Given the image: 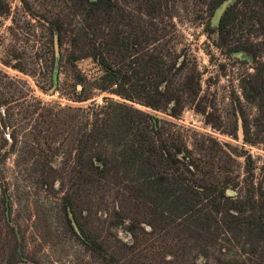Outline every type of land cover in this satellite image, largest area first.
<instances>
[{
	"label": "trees",
	"instance_id": "obj_1",
	"mask_svg": "<svg viewBox=\"0 0 264 264\" xmlns=\"http://www.w3.org/2000/svg\"><path fill=\"white\" fill-rule=\"evenodd\" d=\"M131 1L138 3L136 13H128L119 0H65V13L39 15L46 22L51 47L52 85L58 79V71L54 73V41L57 40L61 47L68 37V64L91 59L101 71L91 81L92 87L123 100L106 99L93 108L88 106L81 124L72 122L76 114L70 116L68 122H71L67 124L72 137L66 135L60 139H66L67 145L62 142L53 147V161L45 156L43 161H36L32 171H37L38 182L47 188L53 190L59 183L58 190H61L65 185L59 207L66 227L96 264H151L138 262L139 259L129 255L136 249L140 234L162 236L170 232H174L179 240L185 239L186 243L192 242L196 246L201 239L212 244L225 230L252 253L262 254L264 163L254 186L252 156L242 153L237 145L226 143L228 153L211 139L210 150H219L213 154L244 156L248 184L245 195L235 198L226 193L232 177L225 175L211 183L195 174L198 159L184 143L166 134V121L161 123L151 112L135 106L142 105L178 117L188 100L196 103L197 111L205 112L196 102L200 73L192 67L177 84L175 78L184 63L160 41L163 36L156 19L172 16V0ZM223 1L200 0L211 14ZM22 4L28 13L34 14L28 0H22ZM8 11V2L0 0V15ZM211 28L217 34L218 47L228 54H247L255 62L254 71L244 75L240 88L242 97L255 105L257 114L249 121L238 97L235 103L243 120V140L250 144L264 143V40L255 41L243 36L244 30L264 34V0H230L217 24ZM20 58V53H14L10 57V61L14 60L11 66L23 69ZM62 58L61 54L60 61ZM73 78L83 85L81 73H76ZM81 98H88V94ZM49 115L50 111H47L41 116ZM50 124L61 127L62 122L50 120ZM212 127L219 129L220 123L212 124ZM28 151L30 156L34 154L33 150ZM2 157L5 153H0V160ZM29 157L27 155L25 160ZM65 171L67 174L62 176ZM104 187L114 190L115 205L102 216L99 213L97 230L88 220H81V213L86 209L90 215L92 190ZM6 191L7 185L3 182L0 222L5 227V240L0 247V264H41L38 259L23 254V236L19 224L11 219L12 205ZM83 196L85 199L78 205ZM123 223L131 237L129 242L116 233ZM186 247L185 243L181 244V250ZM198 250L205 254V250ZM169 255L172 253L164 256L166 263L175 259L167 258ZM263 260L264 253L261 261L253 264H264ZM219 261L220 264H237L230 260Z\"/></svg>",
	"mask_w": 264,
	"mask_h": 264
},
{
	"label": "rangeland",
	"instance_id": "obj_2",
	"mask_svg": "<svg viewBox=\"0 0 264 264\" xmlns=\"http://www.w3.org/2000/svg\"><path fill=\"white\" fill-rule=\"evenodd\" d=\"M6 1L9 11L0 15V153H5V157L0 160V198L4 182L12 205L11 219L19 224L20 234L23 236L24 255L38 259L41 264H96L66 227L59 207L65 185L61 190H58L59 183L58 186L55 184L53 190L47 188L38 182L37 171H32V167L37 165V160L43 161L45 156L53 161V147L62 142L67 145L66 139H60L69 135L72 137L70 128L68 129L71 121H68L73 114H76L74 118L77 117L72 122L76 124L78 121L81 124L85 120L88 106L93 108L106 99H123L92 87L91 81L101 71L91 59H79L74 65L68 64V37L61 47L58 46L63 58L61 61L59 59L58 79L53 87L50 79L53 67L51 47L46 22L39 15L65 13V0H28L33 15L24 9L22 0ZM119 1L128 13H136L137 2ZM171 2L174 8L172 16L156 19L163 36L160 41L165 44L166 50L171 48L184 63L175 78L177 84L192 67L200 73L196 102L204 107L205 112L197 111L196 103L192 104L188 100H185V106L178 117L167 112L152 111L142 105L135 106L151 112L161 123L166 121V134L184 143L198 159L195 174L205 177L211 183L229 175L232 182L226 188V193L235 198L244 196L248 184L244 156L231 154V158L213 154L219 150L212 152L210 148L213 145L212 139L228 153L226 143L237 145L243 150L242 153L250 154L254 160L252 184L257 185L260 167L264 163V143L250 144L243 140V120L235 103V98L238 97L249 121L257 114L255 105L242 97L240 88L244 75L254 71L255 62L247 54H228L224 48L217 46V34L211 30L217 24L213 22L214 12L211 14L200 0ZM142 17L146 19L145 16ZM243 34L244 38L248 36L255 41L264 40V34L258 35L246 30ZM14 53H20L21 70L10 64L14 62L10 61ZM76 73L84 76L83 85L74 80ZM83 94H88V98L82 99ZM47 111H50V115L42 118L41 115H45ZM50 120L62 122L61 127L50 124ZM216 123H220L219 129L212 127ZM251 129L254 132L255 128ZM56 135L59 136L53 139ZM28 149L33 150L32 156ZM27 155L30 157L25 160ZM66 174L65 171L62 176ZM92 193L90 215L86 209L82 210L81 220H88L92 228L99 230L100 223L97 221L100 215L115 205L114 190L104 187L93 189ZM84 199L83 196L78 205ZM74 227L78 232L75 224ZM126 229V224L123 223L115 231L123 241L129 242L131 237ZM3 232L5 227L0 222V247L5 240ZM184 240H179L174 232L163 233L162 236L140 234L136 249L130 251L129 255L139 259L138 262L151 264H220L219 260L253 264L261 261L264 253H252L225 230L218 234L212 244L201 239L195 246ZM182 243L188 247L181 250ZM200 249L205 250V254L197 252ZM5 252L4 248L3 256ZM169 252L172 255L166 257L175 259L166 263L164 256Z\"/></svg>",
	"mask_w": 264,
	"mask_h": 264
},
{
	"label": "water",
	"instance_id": "obj_3",
	"mask_svg": "<svg viewBox=\"0 0 264 264\" xmlns=\"http://www.w3.org/2000/svg\"><path fill=\"white\" fill-rule=\"evenodd\" d=\"M230 0H225L223 1L214 11V17H213V22L216 24L222 13L224 12L225 8L228 6ZM54 50H55V61H54V73H57L58 67H59V59H60V54H59V48H58V43L57 40L54 41ZM56 83H54L53 87L55 86Z\"/></svg>",
	"mask_w": 264,
	"mask_h": 264
}]
</instances>
